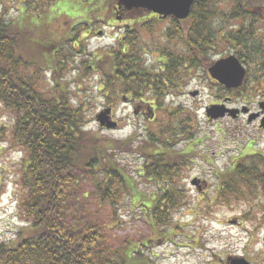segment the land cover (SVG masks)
I'll return each mask as SVG.
<instances>
[{"label":"trees","instance_id":"obj_1","mask_svg":"<svg viewBox=\"0 0 264 264\" xmlns=\"http://www.w3.org/2000/svg\"><path fill=\"white\" fill-rule=\"evenodd\" d=\"M253 2L239 0L238 6L230 13H215V16L205 6L206 1L195 0L188 19L183 22L187 25L185 30H180V23L174 22L175 29L166 34L167 38L175 40L180 33V37H184L185 52L180 58H167L169 63L171 60L178 62L174 61V69L165 64L166 68L160 73L144 70L134 59L129 41L124 37L119 39L111 55L96 54L94 61L101 70L102 82L97 91L104 92L106 98L119 94L126 96L130 92L133 97L148 94L154 102L163 100L170 92L164 82L170 85L176 76L181 85L189 75L187 71L206 66L207 54L203 47L208 40V20L213 24L218 18L219 34L224 24L219 19H245L249 13L246 4ZM65 5L61 8L69 9ZM102 10L99 13L105 14ZM18 13L17 18L7 20L0 12V108L6 110L12 122L10 129H3L8 132L1 134H8L10 145L23 154L18 204L27 224L18 230L15 240L0 244V264H157L145 256L144 250L150 241H165L175 236L178 228L171 222L174 213L185 206V198L175 183L174 174L180 170L178 165L182 164V158L194 156L200 140L191 138L190 125L185 128L182 123L167 129L175 134L171 135L176 140L174 143L148 134L147 144L135 146L137 134L129 140L113 142L84 132L83 112L80 107L70 105L57 78L65 57L59 50L64 51L74 38L68 34L55 38L54 33L49 32V26L43 33L40 30L35 34V23L42 22V19H34L27 8L18 10ZM86 15L77 14V18L87 22ZM214 34L213 31L212 39ZM228 36L232 37V34L228 32ZM26 44H32L39 54L52 52L60 56L51 59L50 64L48 54L38 55L37 61L29 60L23 54ZM45 70L51 74L56 96L45 97L36 87L39 75ZM117 85L120 88L115 89ZM182 139L187 141L185 148L171 163L170 159L176 154L171 156L170 150ZM117 150L135 154L133 156L141 161L140 166L129 168V165L120 163L115 154ZM253 157L259 163L253 160L251 164L264 163L263 157ZM177 159L180 160L177 162ZM242 160L239 159V166L230 171L218 173L220 182L213 199L216 203L225 205L238 196L243 198V187L251 189L246 180L258 182L264 193L263 167H244ZM81 179H85L84 182L89 180L92 200L79 214L71 196ZM140 182L156 190L149 194L142 192ZM83 190L85 188L79 186V191ZM85 193H82L83 198L88 196ZM250 194H255L254 189ZM124 196L130 208L142 211L152 237L139 242L126 238L115 246L116 240L109 232L113 225L122 222L118 211L123 207Z\"/></svg>","mask_w":264,"mask_h":264},{"label":"rangeland","instance_id":"obj_2","mask_svg":"<svg viewBox=\"0 0 264 264\" xmlns=\"http://www.w3.org/2000/svg\"><path fill=\"white\" fill-rule=\"evenodd\" d=\"M203 1L210 2L209 0ZM215 1L221 5L218 6V13L213 10V7L212 12L217 14L231 12L228 0H213ZM66 3L73 9L67 7L62 9L61 6ZM66 3L64 0H0V12L9 20L17 18L18 10L20 12L23 8H27L28 12L34 15V19H42V22L35 23V34L40 30L43 33L48 26L51 27L49 32L54 33L55 38L63 36L67 31L72 32L70 35H74L72 44L66 45L64 51L59 50L60 54L64 52L65 57H63L64 66L58 72L57 78L64 88L63 91L70 105L80 107L83 112L85 125L82 130L92 134L95 138L99 137L113 142H123L137 134L134 141L136 146L147 144L148 134H155L161 137L160 140L167 138L174 143L175 134L168 132L167 129L176 128L182 123L185 128L190 125L191 138L203 141L202 145H197L194 156L181 159L182 164L178 165L180 170L174 174L175 183L185 198V206L174 213L171 222L178 228L175 236L168 237L169 239L165 241H150L144 250L145 256L153 259L157 264H230L232 259L241 258L249 264H264V224L258 221L264 216L262 213L264 212V201L262 199L252 200V202L241 200L223 206L213 200L220 182L218 173H224L232 157L243 151H246L247 156H252L254 153L264 154V131L258 129L257 121L247 124L245 118H241L237 121L221 119L222 121L213 122L208 121L205 116V108L211 104L216 105L215 101L224 97L232 98V105L229 108L244 107L248 110L249 107L257 105L255 95L249 98L250 90L246 91V94L248 92L249 94L245 96H240L238 93L226 94V90L214 83L205 69L219 59L218 56L212 54L206 57L207 61L203 59L205 67L192 68L188 72L189 75L180 86L179 93L173 94L170 99L156 102V105H146L140 102L131 104L127 100H121L122 94L106 98L104 92L97 91L102 82L101 70L97 69V62L94 61L96 54L108 53L117 35L121 34L127 23L139 20L141 24L149 18V15L131 11L132 9L114 11L112 9L114 0H71ZM253 4L264 7V0H254ZM102 9L106 12L105 14L99 13ZM85 12L92 21L87 29L89 33L85 31L86 28L80 29L82 25L74 24L80 20V18L75 20L77 14L83 16ZM258 18H264L263 9L258 12ZM111 22L113 27L105 26V23ZM161 22L156 24L153 31L142 33L144 39L140 45L148 52L144 55V59L151 67L157 66L154 57H159L162 52L178 55V57H182L185 52L184 37H180V33L175 40L166 37L168 31L175 29L174 24L166 20ZM183 24L186 23L182 22L179 25L182 31L187 27ZM213 24L216 27L218 22L213 20ZM242 26L248 27L249 23L245 22ZM258 27L263 29L262 24H258ZM96 31H102L103 35L98 37ZM80 37L84 38L81 40ZM252 41L255 44V39ZM34 42L38 43L37 40ZM41 42L45 43L44 40ZM23 49L24 56L32 61H37L38 55L48 54L47 62L50 64L51 59L60 56L52 52L45 55L39 54L32 44H26ZM251 75L248 76V85L252 82ZM39 80L36 87L45 97L56 94L49 71H43L39 75ZM116 88H120V85ZM190 92L198 93L193 98L189 95ZM142 99L146 103L152 102V97L148 94H144ZM107 108L112 110L111 119L118 122V127L114 130L101 128L95 121L98 113ZM11 127L12 122L6 110L0 108V244L13 240L16 231L26 225L20 216L16 202L20 195L18 181L20 169L23 166V154L10 145L7 139L8 134H1L4 131L8 132L6 129ZM4 128L6 129L3 130ZM172 134L174 135L171 136ZM183 139L176 142V146L170 150L171 156L176 154L170 159L171 163L176 161V157L185 148L187 141ZM250 142H254V147L248 148ZM115 154L118 161L129 165V168L141 164V161L133 156L135 154L126 150H117ZM179 160L177 159V162ZM245 160L248 161L245 165H249L253 160L259 163L255 157L244 158L242 162ZM133 175L138 181L136 173ZM84 180L79 181V186L85 190L79 191L78 186L71 196L75 203V211L79 214L89 207L88 203L92 200L90 182L89 180L84 182ZM195 180L198 184L192 185L191 182ZM247 185L255 189L253 196L264 194L260 191L258 182L250 181ZM139 187L142 192L148 194L156 190L155 187L141 182ZM250 191L251 189L243 187V198L252 197ZM84 192L88 195L86 198L82 197ZM10 199L14 201L16 207L9 208L8 212L4 213V205ZM122 201L124 202L123 207L118 211L122 222L119 225H113L109 232L113 240L114 238L116 240L115 246L121 244L126 238L136 242L151 238L152 234L146 226L142 211L130 208L126 204L128 200L125 196ZM11 212L16 213L12 219L9 215ZM235 218L237 221H234Z\"/></svg>","mask_w":264,"mask_h":264},{"label":"flooded vegetation","instance_id":"obj_3","mask_svg":"<svg viewBox=\"0 0 264 264\" xmlns=\"http://www.w3.org/2000/svg\"><path fill=\"white\" fill-rule=\"evenodd\" d=\"M209 1L210 2L206 1L207 3L205 4V6L209 7L210 9L213 7V10L217 12V10L219 9L218 6H220L221 4L217 1L215 2H213V0H209ZM228 2H229L228 4L231 5L230 11H233L238 6L237 2H239V0H228ZM113 4H114V7L112 9H114V11H117V12L118 11H129L123 7L118 8L117 0H114ZM246 7L249 10V13H248V16L246 15L245 19H234V20H228V21L220 20V23L223 22L224 24L222 23L223 27H222L221 33L219 34H217L218 32L217 27H214L211 24V21L208 20L210 22L209 28H207L209 32L207 31V34H206L208 40H207L205 47H203V50L205 54H207L206 56H211L212 54H214V56H218L219 57L218 60H221V59H224L230 56L235 57L237 59V61L243 67L245 71V77H244L241 87L237 90H231V91H229L228 89L222 86H220V88L226 90L225 91L226 94H233V93L237 94L238 93L240 94V96L248 95L249 92L246 94V91L250 90L251 94L248 97L251 98L252 95H255V98H256L255 103H257V105L253 107H249L248 110L245 109L244 107L241 109H236L237 113H235L231 121H237L241 118H245V121L247 124H251L257 121L258 129L264 131V128H263L264 127V96H263L264 95V18L263 19L258 18V12L261 11V9L264 10V7L260 8L259 6L252 5V4H249V5L246 4ZM131 11L143 12L149 15V18L145 19L141 24L139 23V20L131 21L129 22V24L127 23V25L129 26L127 25L124 26L121 32V34H123L124 39L129 41L130 43L129 49L131 50L136 62L140 63L144 70H146L147 72L151 71L153 74L158 71H159L158 73L162 72L166 68L165 64L167 65L170 64V67L172 66L171 68L174 69L173 68V65L175 64L174 61L176 63L178 61L171 60V63H169L167 61V58H169L170 56H173L175 58H180V57H178V55L174 56L167 52H162L159 57H154L155 63L157 64L156 67H151L147 65V61H145L144 55H147L148 52L142 49L140 45V43L144 39L142 33L149 32V30L153 31L156 24L162 23L161 21H165V20L166 22L170 21L171 24H175L174 22L179 24L185 21H180L178 19H175L173 16L162 17L157 14L147 12L145 9H133ZM212 13H214V15L216 16L215 12H212ZM150 18H152V20H148ZM214 21L218 22L217 19H215ZM245 22L249 23L248 27L242 26V24ZM250 24H252V26H250ZM258 24H262L263 29H260L258 27ZM110 26L113 27V24H110ZM213 31L216 34V35L214 34L215 35L214 39H212ZM228 32L232 34V37L228 36ZM252 39H255V44L253 43ZM212 65L213 63L210 66H208L206 70L210 68ZM176 70L178 71L177 67H176ZM250 74L255 75L257 77H253L251 75L252 82H249V85H248L247 81H248V76ZM151 83H153V81H151ZM164 84L166 85L168 89L171 88L170 90L172 91L174 90L179 91L180 89L179 79L176 76L174 77V81L170 85L167 84V82H164ZM126 97H128L126 98L127 102H131V104H137L138 102H140L146 105H154V101L150 103H146V101L142 99L143 95H140L138 97H133V95L129 92L126 94ZM215 103H217L216 105H224L227 109H233V108H229L230 105H232V98L229 99L227 97H224L223 99L216 100ZM227 119H230V117L226 114L223 120H227ZM253 145H254V142H250V146H248V148L254 147ZM245 152L246 151H243L239 155H235L234 157H232L229 162V167L226 170H224V172L226 173L230 171V169H232L233 167L239 166L237 161L241 158L247 159V158L253 157V155L254 156L260 155L261 157L264 158V154H261V153H254L252 156H247ZM245 164H248V161L246 160L241 163L242 166L244 167L262 166L264 169V163L262 165L251 164V163L249 165H245ZM246 181L249 183L248 180ZM239 189H242V188H239ZM251 189H254V188H251ZM238 199H240L239 196L237 199H232L231 202H238L241 200L246 201V202H252V200H256V199H262L264 201V194H260L259 196L252 195V197L241 198L240 200ZM234 221H237V219L235 218ZM236 224H238V222Z\"/></svg>","mask_w":264,"mask_h":264},{"label":"water","instance_id":"obj_4","mask_svg":"<svg viewBox=\"0 0 264 264\" xmlns=\"http://www.w3.org/2000/svg\"><path fill=\"white\" fill-rule=\"evenodd\" d=\"M194 0H118V6H124L126 9L142 8L151 11L162 17L173 16L176 19L184 20L188 17L190 7ZM208 73L213 80L226 89H236L241 85L244 77V70L238 61L229 57L215 62L209 69ZM197 92L191 93L195 97ZM235 111L223 109L220 106H210L206 108V116L210 120L223 118L226 113L233 116ZM111 110L106 109L96 116V121L101 127L107 130L115 129L117 124L111 121ZM192 185H197L192 181ZM231 264H248L244 259L233 260Z\"/></svg>","mask_w":264,"mask_h":264}]
</instances>
